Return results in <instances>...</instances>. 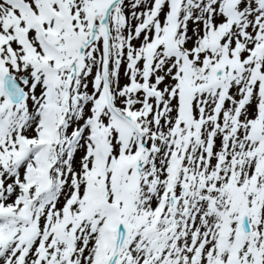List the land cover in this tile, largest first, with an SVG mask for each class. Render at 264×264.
Here are the masks:
<instances>
[{
  "label": "snow or ice",
  "instance_id": "snow-or-ice-1",
  "mask_svg": "<svg viewBox=\"0 0 264 264\" xmlns=\"http://www.w3.org/2000/svg\"><path fill=\"white\" fill-rule=\"evenodd\" d=\"M0 264H264V0H0Z\"/></svg>",
  "mask_w": 264,
  "mask_h": 264
}]
</instances>
